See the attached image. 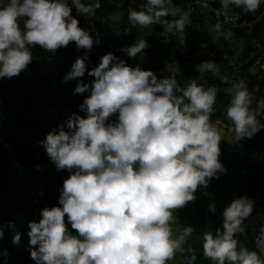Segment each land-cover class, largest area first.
I'll list each match as a JSON object with an SVG mask.
<instances>
[{
  "label": "clouds",
  "instance_id": "obj_1",
  "mask_svg": "<svg viewBox=\"0 0 264 264\" xmlns=\"http://www.w3.org/2000/svg\"><path fill=\"white\" fill-rule=\"evenodd\" d=\"M262 3L221 0L224 9L234 5L244 12H255ZM100 7L101 0H0V78L27 71L36 45L55 53L70 42L85 51L63 79L82 78L86 72L94 77L88 83L80 79L73 90L88 93L79 105L85 115L70 113L38 141L57 170L69 175L58 204L44 207L41 218L28 223L30 256L36 264H168L184 252L194 232L191 225L174 232L175 211L226 171L220 160L222 135L210 119L218 89L197 82L208 73L219 75L220 66L212 59L198 63L199 77L184 86L174 73L158 78L113 52L89 69V52L100 40L77 17H93ZM127 19L129 31L162 26L165 39L183 37L189 24L188 13L173 0H145L128 11ZM148 46L140 38L121 51L135 58ZM221 80L231 84L226 117L232 139L252 138L264 129V98L257 100L243 80ZM253 208L247 195L234 198L223 210L222 229L203 234V255L215 264H264V227L255 250L240 246L237 235L245 232ZM209 210L216 211L215 203ZM5 227L15 225H0V239ZM20 241L16 232L13 243Z\"/></svg>",
  "mask_w": 264,
  "mask_h": 264
},
{
  "label": "trees",
  "instance_id": "obj_2",
  "mask_svg": "<svg viewBox=\"0 0 264 264\" xmlns=\"http://www.w3.org/2000/svg\"><path fill=\"white\" fill-rule=\"evenodd\" d=\"M189 1L173 0V4L188 13ZM144 2L101 0L96 15L104 10L106 24L113 30L99 35L100 43L94 44L89 52V69L97 66L104 54L113 52L124 58L129 65L151 69L158 78L174 73L178 83L184 86L191 79L199 77L196 69L198 63L206 59L215 60L220 66V74H205L197 82L204 87H217L214 112L210 119L213 123L219 121L228 127H232L226 117L231 84L222 82L221 76L233 82L243 80L257 100L264 98V74L258 68L259 62H264V3L255 12H244L233 5V10L250 23L245 28H235L217 19L208 24L204 14H191L189 17L196 25L195 28L190 29L187 35L186 26L183 37L169 35L166 44V33L160 25L128 30V11L139 9ZM213 4L220 7L221 0H214ZM73 14L76 15L74 7ZM111 14H119L121 18L115 21ZM77 18L81 27L92 28L95 32L96 29L102 30L94 17L82 14ZM217 25L220 26L219 31ZM229 33L232 36L227 40ZM190 37L196 41V46L192 53L184 55L185 43ZM140 38L147 39L149 46L137 57H127L121 51L122 47ZM235 39L242 42L238 56L232 54L229 46ZM84 51L78 49L74 42L59 48L55 53L36 45L32 49L34 58L27 71L5 80L0 78V225H7L8 222L15 225L14 228L5 227V235L0 239V264H36L28 247V223L34 219L39 220L44 207L58 204L63 182L69 175L67 170H57L38 141L52 128L65 123L70 113L80 112L85 115L79 105L88 93L74 94L73 90L80 79L88 83L94 77L86 72L82 78L68 81L63 79L72 63ZM166 59L176 63L178 68L169 70L165 65ZM44 66L53 68L43 71ZM110 119L115 120V115ZM260 119L264 122V117ZM220 148V160L226 171L212 179L206 188L197 189L196 199L192 201L193 211L184 223V226L191 225L194 232L188 238L184 252H179L181 260L178 263L170 260L168 264H189L193 256V264H215L203 255V234L208 231L215 234L218 228L222 229L223 210L234 198L247 195L254 201V206L264 205V129L232 147L221 142ZM212 203L216 205L215 212L209 210ZM260 226L263 227L264 223ZM16 232L21 234L19 244L13 243ZM259 232H256V236ZM237 235L240 246L248 247L244 233ZM5 250L7 259L4 256Z\"/></svg>",
  "mask_w": 264,
  "mask_h": 264
},
{
  "label": "rangeland",
  "instance_id": "obj_3",
  "mask_svg": "<svg viewBox=\"0 0 264 264\" xmlns=\"http://www.w3.org/2000/svg\"><path fill=\"white\" fill-rule=\"evenodd\" d=\"M103 13H105L104 10H102V12L94 17V21L99 22V29L102 30H98L97 31H92V35L94 37H99V35L103 32V34L106 33H111L112 32V28L108 27L106 24V18L104 17L105 14L103 15ZM75 14L77 15L76 11ZM82 14L78 15L81 16ZM111 18L115 21H118L121 18V15L119 14H111L110 15ZM165 43H168V39L165 40ZM230 49L232 51V54L234 56H238L241 53V47H242V42L238 39H235L233 41H231L230 43ZM164 57V55L162 56V58ZM155 61V60H154ZM158 61V60H157ZM165 65L169 70H176L178 68V65L172 61H170L169 59L165 60ZM53 66H44L43 67V71H48L50 69H52ZM253 70H255V68H253ZM3 79V78H2ZM5 80V79H3ZM260 82V81H259ZM216 126L218 127V129L220 130V133L222 135V140L221 142H225L228 146L232 147L233 144H241L242 141H234L232 139V127H228L223 123H220L219 121L215 122ZM193 211V205H192V201L189 202L188 204H186L184 207L179 208L175 211L174 216H175V222L173 224V230L174 232H178L182 227H184V223L185 220L187 219L188 215H190ZM259 222H256L255 224V233L261 229L260 224L264 223V219L262 220H258ZM264 227V226H263ZM181 260L180 254L179 252L176 253V255L174 256V258L172 259V261L174 263H178Z\"/></svg>",
  "mask_w": 264,
  "mask_h": 264
},
{
  "label": "built area",
  "instance_id": "obj_4",
  "mask_svg": "<svg viewBox=\"0 0 264 264\" xmlns=\"http://www.w3.org/2000/svg\"><path fill=\"white\" fill-rule=\"evenodd\" d=\"M214 0H191L188 2V15L198 14V12L204 14L205 21L208 24H212V22L217 19L218 21L228 24L235 28H245L249 26L246 20H243L239 14H237L233 10V5H229L228 9H224L222 6H214ZM73 14V11H72ZM74 15V14H73ZM195 24L191 21L189 17V24L187 25V35L190 32V29L195 28ZM231 33L227 34L226 39L229 40L231 38ZM186 44V48L184 51V55H188L192 53L193 48L196 46V41L190 37ZM184 59V57H183ZM258 68L264 74V62H259ZM1 125V123H0Z\"/></svg>",
  "mask_w": 264,
  "mask_h": 264
},
{
  "label": "water",
  "instance_id": "obj_5",
  "mask_svg": "<svg viewBox=\"0 0 264 264\" xmlns=\"http://www.w3.org/2000/svg\"><path fill=\"white\" fill-rule=\"evenodd\" d=\"M259 212L264 213V205H257L254 206L253 212L250 214L249 217L245 218L244 225H245V232L244 235L246 237L247 246L250 250H255V217Z\"/></svg>",
  "mask_w": 264,
  "mask_h": 264
},
{
  "label": "bare ground",
  "instance_id": "obj_6",
  "mask_svg": "<svg viewBox=\"0 0 264 264\" xmlns=\"http://www.w3.org/2000/svg\"><path fill=\"white\" fill-rule=\"evenodd\" d=\"M262 219H264V213L259 212L255 217V222H259L258 220H262Z\"/></svg>",
  "mask_w": 264,
  "mask_h": 264
}]
</instances>
